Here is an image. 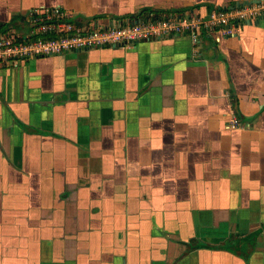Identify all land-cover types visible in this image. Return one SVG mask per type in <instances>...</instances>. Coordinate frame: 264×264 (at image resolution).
<instances>
[{
    "label": "crops",
    "instance_id": "1",
    "mask_svg": "<svg viewBox=\"0 0 264 264\" xmlns=\"http://www.w3.org/2000/svg\"><path fill=\"white\" fill-rule=\"evenodd\" d=\"M244 1L0 0V22L18 35L33 9L103 24ZM0 264H264V10L197 46L1 63Z\"/></svg>",
    "mask_w": 264,
    "mask_h": 264
},
{
    "label": "built area",
    "instance_id": "2",
    "mask_svg": "<svg viewBox=\"0 0 264 264\" xmlns=\"http://www.w3.org/2000/svg\"><path fill=\"white\" fill-rule=\"evenodd\" d=\"M263 10L264 4L251 3L234 8L213 7L206 16L173 13L157 19L139 18L124 22L111 19L97 24L73 20L58 7L33 9L26 16L29 32L25 35H17L11 30L0 32V64L73 49L125 46L138 40L165 36L186 35L192 45L197 46L206 33L229 36L244 21L256 19ZM44 33L50 36H40ZM230 125H239L236 115L232 116Z\"/></svg>",
    "mask_w": 264,
    "mask_h": 264
},
{
    "label": "trees",
    "instance_id": "3",
    "mask_svg": "<svg viewBox=\"0 0 264 264\" xmlns=\"http://www.w3.org/2000/svg\"><path fill=\"white\" fill-rule=\"evenodd\" d=\"M168 13H169L168 11H164V10H160V9H142L137 14L133 15V17H131V18H134V19L141 18L144 20L145 19H157V18H160L162 16L169 15ZM7 27H8V24L0 22V32L6 31V29H8ZM37 36H34V38H36ZM40 36L49 37L50 34L44 33V34H40Z\"/></svg>",
    "mask_w": 264,
    "mask_h": 264
},
{
    "label": "rangeland",
    "instance_id": "4",
    "mask_svg": "<svg viewBox=\"0 0 264 264\" xmlns=\"http://www.w3.org/2000/svg\"><path fill=\"white\" fill-rule=\"evenodd\" d=\"M92 21H94V20H92ZM83 23H85V22H83ZM24 27H26L25 29H24ZM8 29H6L7 31H10L11 30V28L10 27H7ZM27 29V30H26ZM28 27L26 26V24H25V21L23 22V28L21 29V32H20V30L19 31H17V33H18V35H20V36H23V35H25V33L26 32H29L28 31ZM16 34V33H15Z\"/></svg>",
    "mask_w": 264,
    "mask_h": 264
},
{
    "label": "water",
    "instance_id": "5",
    "mask_svg": "<svg viewBox=\"0 0 264 264\" xmlns=\"http://www.w3.org/2000/svg\"><path fill=\"white\" fill-rule=\"evenodd\" d=\"M259 1H244L242 3H237L234 7H239V6H243V5H248V4H251V3H258ZM234 7H230V8H234ZM131 20V19H129Z\"/></svg>",
    "mask_w": 264,
    "mask_h": 264
}]
</instances>
